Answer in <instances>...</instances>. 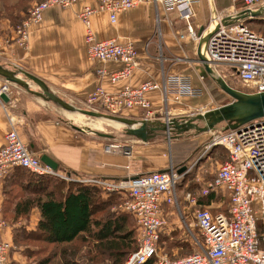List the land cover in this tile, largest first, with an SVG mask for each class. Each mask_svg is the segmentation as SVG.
Listing matches in <instances>:
<instances>
[{"label":"crops","instance_id":"0c3cea01","mask_svg":"<svg viewBox=\"0 0 264 264\" xmlns=\"http://www.w3.org/2000/svg\"><path fill=\"white\" fill-rule=\"evenodd\" d=\"M86 2L94 4L93 0ZM263 5L264 0L260 6ZM241 10L243 6L240 3L229 0H193L189 5L180 4L171 8H166L157 0H145L118 13L114 22L108 20L105 12L95 14L91 18V27L96 38L131 42L136 50L137 65L126 79L114 83L106 77L97 76L94 68L100 66L106 71H113L119 66L117 62L93 63L86 59L84 31L76 16V7L45 9L40 21L29 27L25 47L18 46L14 41V23L7 17H0V66L19 73H29L39 78L48 91L69 105L76 108L85 106L89 110L91 108L85 105L84 100L97 87L111 95L124 85L136 87L143 81H153L159 88L148 91L144 96L154 116L146 117L144 110L136 106L123 108L116 115L158 123L164 122L161 117L166 114L169 119L179 121L209 109L207 105L210 96L206 82L210 80L215 84L213 77L220 76L212 67L213 75H210L196 61V47L207 34L205 27L210 16L221 13L223 19L240 21L245 25L264 19V12L259 16L246 15L242 19H235ZM183 14H187L186 19H183ZM186 24L192 27L199 37L198 41L187 36ZM170 76L183 77L191 87L200 89L201 93L198 97L177 99L171 93L163 97L162 84ZM3 80L0 76V83ZM25 80L28 88L33 90ZM10 84L11 89L5 94L7 100L0 99V146L4 133L12 124L28 151L32 155H46L52 159L56 163L54 170L59 175L68 176L77 182L89 178L118 180L167 167L177 171L185 166L175 185L177 205L170 206L165 202L160 204L163 225L158 234V251L165 242L171 243L172 250L187 249L189 246H195L196 250L199 248L202 239L194 224V208L204 207L211 213H226L228 199L224 193L219 191L202 196L200 190L195 193L189 189L191 178L184 176L189 172V158L199 154L201 148L204 150L209 132L188 129L176 134L170 131L168 140L165 139L166 132L153 131L145 141H141L124 131V135L88 131L72 123L70 117L63 113L69 111L61 109L63 111L60 112L50 101L29 93L19 85ZM192 99L197 101L191 102ZM91 106L94 111L106 113L99 103ZM108 144L117 146L105 150ZM224 154L226 158L225 151ZM8 180H4V183L7 184ZM187 191L196 196L197 205L190 206L184 201L183 193ZM102 194L106 193L102 191ZM2 200L1 190L2 217L4 219V216L10 215L14 218L11 206L3 207ZM37 218V209L31 208L26 219H16L25 221L22 225L24 229L33 230ZM10 233V226L5 225L1 231L2 236L11 241ZM9 257L11 262H22V256L16 252L10 251Z\"/></svg>","mask_w":264,"mask_h":264},{"label":"built area","instance_id":"2783aa9c","mask_svg":"<svg viewBox=\"0 0 264 264\" xmlns=\"http://www.w3.org/2000/svg\"><path fill=\"white\" fill-rule=\"evenodd\" d=\"M32 0L23 18L14 28V41L25 47L28 29L38 23L45 9L50 7H76V16L83 26L85 57L93 63L115 61L118 68L106 71L100 66L94 68L99 77H106L114 83L126 79L137 65L136 50L131 42H118L114 38L95 37L91 18L105 12L110 22H114L120 12L133 8L145 0ZM166 8L180 4L189 5L193 0H157ZM240 3L244 9H255L262 0H229ZM183 19L187 14L182 15ZM224 21V22H223ZM186 34L194 41L199 37L189 24ZM209 33L200 46V53L213 68L220 65L228 73L253 92L264 90V36L248 29L242 22L223 19L221 13L210 16L205 27ZM216 70V69H215ZM214 70V71H215ZM221 76V70H216ZM225 73V72H224ZM223 75V74H222ZM224 76V75H223ZM10 82L0 83V95L11 88ZM15 87V85H14ZM16 88V87H15ZM159 88L153 81H143L136 87L124 85L115 94H107L100 87L87 95L85 105L99 103L107 114L116 115L123 108L133 106L144 110L146 117L155 114L150 109L145 93ZM163 97L167 93L177 99L198 97L201 90L191 87L179 76H170L162 84ZM1 99V98H0ZM168 121L169 117H161ZM117 145L108 144L105 150ZM219 146L226 152V158L218 164L212 178L202 186L199 194L222 192L228 199L226 213H211L207 208L196 207L193 219L202 243L191 253L169 258L158 252V234L163 225L161 202L177 205L175 185L179 178L175 168L149 171L118 180L89 178L78 180L83 185H93L104 193L119 195L117 209L128 213L136 224V249L123 264H144L152 259V264H264V116L250 119L231 129L217 128L209 132L205 148ZM14 167H20L36 175H56L64 180L70 177L59 175L32 155L19 138L12 124L3 135L0 146V191L6 175ZM184 201L197 205V198L191 192L183 193ZM5 227L0 207V264H10V240L1 231Z\"/></svg>","mask_w":264,"mask_h":264},{"label":"trees","instance_id":"16d2710c","mask_svg":"<svg viewBox=\"0 0 264 264\" xmlns=\"http://www.w3.org/2000/svg\"><path fill=\"white\" fill-rule=\"evenodd\" d=\"M31 1L0 0V17L17 25ZM4 180L2 202L11 206L14 218L26 219L31 208L38 211L33 230L21 227L12 234L13 243L36 244L25 257L39 256L25 264H123L136 249L132 217L117 209L118 194H102L95 186L36 175L20 167L11 169ZM8 185L16 186L20 193L13 194L12 203L7 199L11 194L5 191ZM152 262L149 259L144 264Z\"/></svg>","mask_w":264,"mask_h":264},{"label":"water","instance_id":"95a60500","mask_svg":"<svg viewBox=\"0 0 264 264\" xmlns=\"http://www.w3.org/2000/svg\"><path fill=\"white\" fill-rule=\"evenodd\" d=\"M262 12H264V5L255 10H241L234 18L239 20L244 18L246 15L251 17L259 16ZM208 35L209 33H207L202 38V40L199 41L196 47V61L200 62L203 65L204 70L211 75L213 71L200 53L202 41L204 42ZM18 73L19 72H15L0 66V76L4 80L19 85L20 87L26 89L29 93L34 94L43 100L50 101L65 111L77 112L81 115L93 118H104L117 121L123 126V131L126 134L134 136L141 141H145L148 137V134L153 131L166 132L167 136L170 131L178 134L188 129L196 132H210L217 129L218 125L221 123L224 124L221 127L222 129H231L236 127L238 124L246 122L250 119L264 116V90L260 92L249 93L235 90L228 86L220 76L213 77V80L222 92L231 97L232 100L230 102L213 109H205L203 111L196 112L190 117L181 119L179 121H176L174 118H170L166 122L151 123L147 122L146 120H133L100 111L76 108L72 105H69L54 95L52 92L48 91L46 85L39 78L29 73L20 71L25 79L32 81L40 91L30 90L27 86L26 80L20 77ZM0 98L3 101L7 100V97L4 94H1ZM39 159L52 169L56 168V163L48 156L41 155ZM184 169L185 166L180 167L177 170V173H180Z\"/></svg>","mask_w":264,"mask_h":264},{"label":"rangeland","instance_id":"374dc122","mask_svg":"<svg viewBox=\"0 0 264 264\" xmlns=\"http://www.w3.org/2000/svg\"><path fill=\"white\" fill-rule=\"evenodd\" d=\"M258 22H260V23L246 24L245 26L255 33L263 34L262 31L264 30V20L258 21ZM215 67H216L215 68L216 70L223 71V73L222 72L220 73L222 76V79L231 88H233L235 90L242 91V92H248V93L253 92V90L251 88L244 86L242 83H240L239 81H237L233 77H228V73L224 70L225 68H223L222 66L216 65ZM15 72H17V71H15ZM18 75L20 77H22L23 79H25V77L21 73H18ZM27 81L31 85V88L33 90L40 91L38 89V87L32 81H30L28 79H27ZM206 86L208 88V94H209L208 96H210V97H208V99H210V103H209V105H207V107L209 109H213L215 107L221 106V105L228 103L232 100L231 97H229L228 95H226L224 92H222L219 89V87L216 85V83L214 84L210 80H208L206 82ZM196 101H197L196 99L191 100V102H196ZM50 103L52 105H54V107H56L57 110H59L60 112L63 111L56 104H54L52 102H50ZM207 107H204V108H207ZM81 108L86 109L85 106H83ZM100 112H103V111H100ZM63 113H65L68 117H70V121H72V123H74L75 125H80V127H84L88 131L94 130V131H100V132L108 133V134H117L118 133L120 135H124L123 126H121V125L118 126V124H116V123H111L109 121H103L101 119L88 117L85 115L82 116L80 113H77V112H75L73 114H80L81 116L76 115L75 119H74L70 115L72 113L64 112V111H63ZM223 125H224L223 123L219 124L218 128L222 127ZM165 139L169 140L170 138H168V136H167ZM205 144L207 145V143H205ZM224 159H225L224 151L219 146H211L210 148H204V150L201 148V151L199 154H197V155L195 154L193 157L189 158V160H188L189 172L186 175H184V176L191 178V183L189 184V189L195 193L197 192V190H200L202 188V186L205 185L212 178L217 164L222 162ZM56 177H58V176H56ZM5 191L11 194L10 197H7L8 201L10 203L13 202L12 196L14 193H16V196L20 195V193H17L19 190L15 186L9 187V185H8V187L7 186L5 187ZM2 195H3V192H2ZM3 197H4V195H3ZM4 206L10 207L9 204H5V205H3V207ZM4 221H5V225L10 226V228H11V233H10L11 243H12L11 252L12 251L14 253L16 252L22 256V262L21 263L12 261V264H25V263L33 262L34 261L33 259L38 257L39 255H36L34 257L30 256V258H27V257H25V253L34 250L36 248L35 247L36 244L29 241V242H26L27 244L25 246V241L22 243H13V241H12L13 232H15V230H17L18 228L23 227L22 225L25 223V221H23L22 219H20L18 221L16 218H12V216H10V215L4 216ZM132 221H133V219H132ZM132 221H131V223L134 225L135 233L137 235L136 224L134 221L133 222ZM14 223H17V224L14 226L13 225ZM192 231L196 235L195 230L192 229ZM170 245H171L170 242L163 243L162 245H160V247L161 246L162 247H161V250L158 252L160 254H165L169 258H175L177 256L196 251L195 246L194 247L189 246L187 249H185V248L174 249L173 248L174 250H172Z\"/></svg>","mask_w":264,"mask_h":264},{"label":"bare ground","instance_id":"6f19581e","mask_svg":"<svg viewBox=\"0 0 264 264\" xmlns=\"http://www.w3.org/2000/svg\"><path fill=\"white\" fill-rule=\"evenodd\" d=\"M71 116H72V118H74L75 119V116L76 115H80V114H70ZM81 116V115H80ZM77 118V117H76ZM98 119H101V120H103V121H109V122H111V123H116V124H118V126L119 125H121L119 122H117V121H113V120H109V119H104V118H98ZM77 120V119H76ZM164 122H166V121H164ZM84 125V124H83Z\"/></svg>","mask_w":264,"mask_h":264}]
</instances>
